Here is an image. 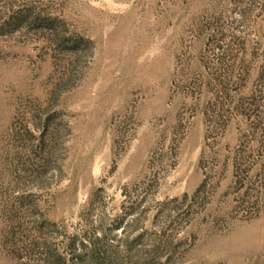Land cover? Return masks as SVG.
I'll use <instances>...</instances> for the list:
<instances>
[{
  "label": "rangeland",
  "instance_id": "rangeland-1",
  "mask_svg": "<svg viewBox=\"0 0 264 264\" xmlns=\"http://www.w3.org/2000/svg\"><path fill=\"white\" fill-rule=\"evenodd\" d=\"M0 264H264V0H0Z\"/></svg>",
  "mask_w": 264,
  "mask_h": 264
}]
</instances>
